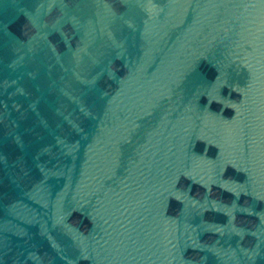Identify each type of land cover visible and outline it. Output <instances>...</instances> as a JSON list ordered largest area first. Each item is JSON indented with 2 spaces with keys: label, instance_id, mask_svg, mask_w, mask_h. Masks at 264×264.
Masks as SVG:
<instances>
[{
  "label": "water",
  "instance_id": "water-1",
  "mask_svg": "<svg viewBox=\"0 0 264 264\" xmlns=\"http://www.w3.org/2000/svg\"><path fill=\"white\" fill-rule=\"evenodd\" d=\"M0 264H264V0H0Z\"/></svg>",
  "mask_w": 264,
  "mask_h": 264
}]
</instances>
